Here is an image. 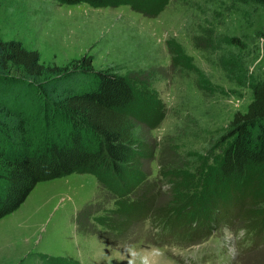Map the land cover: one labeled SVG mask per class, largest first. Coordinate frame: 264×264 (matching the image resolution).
Masks as SVG:
<instances>
[{"label": "rangeland", "instance_id": "1", "mask_svg": "<svg viewBox=\"0 0 264 264\" xmlns=\"http://www.w3.org/2000/svg\"><path fill=\"white\" fill-rule=\"evenodd\" d=\"M0 37L38 51L46 65L72 68L73 62L90 58L95 70L125 75L140 91L132 104L138 114L132 116L133 143L139 150L154 148L153 159L138 158L146 176L134 193L116 194L90 173L39 182L18 210L0 219V264H190L192 256L200 261L210 252L224 260L225 254L215 252L220 247H227L234 264H264V236L258 229L256 247L237 250L236 240L243 242L251 224L242 209L236 211L243 192L236 182L222 187L205 182L200 193L217 203L214 207L182 214L180 206L186 194L200 195L202 187L193 186L216 163L234 115L247 110L250 85L264 80L262 5L167 0L156 16H149L129 3L95 7L0 0ZM159 110L163 118L152 128L143 118ZM135 164L126 165V181L138 173ZM176 175L194 179L186 193L179 188L182 194L176 193ZM111 178L118 187L125 181L115 174ZM148 199L150 210L139 219L123 214L122 201ZM166 211L181 218L199 211L211 215L205 221L210 237L175 238L188 224L177 220L176 227L164 230L154 214Z\"/></svg>", "mask_w": 264, "mask_h": 264}, {"label": "trees", "instance_id": "2", "mask_svg": "<svg viewBox=\"0 0 264 264\" xmlns=\"http://www.w3.org/2000/svg\"><path fill=\"white\" fill-rule=\"evenodd\" d=\"M59 1L95 7L129 3L134 10L149 16H156L167 3V0ZM241 1L264 7V0ZM233 41L241 44L238 38ZM180 55H184L183 51ZM78 61L73 62L72 68L46 65L38 51L26 48L20 41L0 37V219L20 208L39 182L72 173L94 174L99 183L121 195L134 193L144 183L146 175L140 171L138 158L153 159L154 148L143 145L139 150L133 143L132 116L138 114L132 104L140 94L139 89L125 75L95 70L90 58ZM250 88L253 97L247 110L234 115L230 135L221 139L227 142L216 163L203 172L193 187H202L196 189L200 193L208 181L215 187L236 182L243 189L236 200V211L240 213L242 209L246 214L245 221L251 224L247 229H258L264 234V208L258 207L264 200V80L254 81ZM162 118L159 110L143 120L155 128ZM134 162L138 163L135 164L138 173L126 181L129 178L126 165ZM107 173L125 180L121 187L116 186L112 176L105 177ZM172 181L176 193L182 194L177 189L186 193L194 179L186 177L182 181L176 175ZM192 194L181 198L182 214L217 205L209 203L201 193ZM150 199L122 201L123 214L139 219L149 212ZM218 205L223 208L220 202ZM195 214L174 218L166 211L162 216L175 224L177 220L188 224L190 231L186 234L193 238L210 235L205 221L211 215L200 211Z\"/></svg>", "mask_w": 264, "mask_h": 264}, {"label": "bare ground", "instance_id": "3", "mask_svg": "<svg viewBox=\"0 0 264 264\" xmlns=\"http://www.w3.org/2000/svg\"><path fill=\"white\" fill-rule=\"evenodd\" d=\"M139 250H140V248H139ZM144 250H149V249H147V248H144L143 250H142V252L144 251ZM141 251V250H140ZM141 253V252H140ZM175 263V262H174ZM175 264H177V263H175Z\"/></svg>", "mask_w": 264, "mask_h": 264}, {"label": "crops", "instance_id": "4", "mask_svg": "<svg viewBox=\"0 0 264 264\" xmlns=\"http://www.w3.org/2000/svg\"><path fill=\"white\" fill-rule=\"evenodd\" d=\"M24 204V203H23ZM18 210V209H17ZM15 212V211H14ZM4 218V217H3ZM2 219V218H1Z\"/></svg>", "mask_w": 264, "mask_h": 264}]
</instances>
